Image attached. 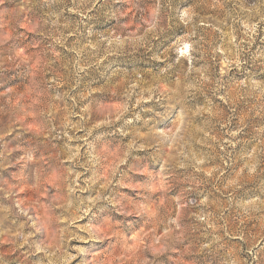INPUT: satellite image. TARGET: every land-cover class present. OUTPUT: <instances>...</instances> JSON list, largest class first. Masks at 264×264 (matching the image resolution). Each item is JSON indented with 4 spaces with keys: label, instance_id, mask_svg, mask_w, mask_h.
I'll list each match as a JSON object with an SVG mask.
<instances>
[{
    "label": "rangeland",
    "instance_id": "374dc122",
    "mask_svg": "<svg viewBox=\"0 0 264 264\" xmlns=\"http://www.w3.org/2000/svg\"><path fill=\"white\" fill-rule=\"evenodd\" d=\"M0 264H264V0H0Z\"/></svg>",
    "mask_w": 264,
    "mask_h": 264
}]
</instances>
